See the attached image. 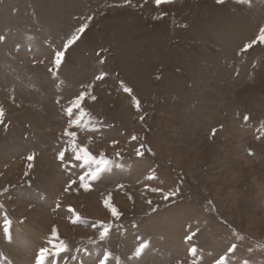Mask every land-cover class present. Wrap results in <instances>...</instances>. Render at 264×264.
<instances>
[{"label":"rangeland","instance_id":"374dc122","mask_svg":"<svg viewBox=\"0 0 264 264\" xmlns=\"http://www.w3.org/2000/svg\"><path fill=\"white\" fill-rule=\"evenodd\" d=\"M261 27L264 0H0V264L53 227L44 264H264V44L240 51ZM82 92L95 128L69 130L111 161L87 191L58 158Z\"/></svg>","mask_w":264,"mask_h":264},{"label":"snow or ice","instance_id":"6c2138e0","mask_svg":"<svg viewBox=\"0 0 264 264\" xmlns=\"http://www.w3.org/2000/svg\"><path fill=\"white\" fill-rule=\"evenodd\" d=\"M130 0H125V3H129ZM171 0H155V4L157 6H160L163 3H169ZM223 0H217V3H222ZM239 3H248L249 0H238ZM92 20V17H87L85 22L82 23L76 30L75 32L69 36L65 43L63 44L62 49H58L54 52L53 57H52V62L53 65L56 68H59L61 64L64 61L65 58V53L69 49L70 46L74 45L77 41H79L82 38V35L86 33L88 27H89V21ZM258 43L264 44V27H261L259 29V33L255 36V38L251 39L249 42L245 43L243 47L240 49L241 53H246L248 50L252 49L254 45H257ZM101 63H104L103 60H101ZM49 71H52V69H49ZM106 73H101L99 76L96 77V79L100 80L103 79ZM124 91L127 93L132 92L131 88L124 87ZM86 93L82 92L75 98H73L70 102L68 107L65 109L67 116H68V127L64 131V135L68 137L67 141V147H65L63 150L59 152L58 158L60 160L65 159V154L66 152L71 150L72 153V158L76 161L81 162L80 167L84 168L85 166L88 168V171L84 172L79 176V181H80V187L84 188L86 191L90 188V182L93 180H96L99 174L111 163L108 159L103 158L101 156L100 159H97L95 156H93L87 149V147L82 146L76 142L77 138V132L76 131H70L69 129H72L73 127L79 129L80 131H92L95 128V123H94V117L91 116V114L82 106ZM95 99V97H92ZM133 101L139 109L140 102L138 99L133 97ZM4 116V110L2 107H0V123H2V118ZM244 120H248L249 117L244 116ZM215 129H213V134H215ZM142 147V146H141ZM119 155V153L117 154ZM137 155L141 156L143 155L142 152L139 150L137 151ZM29 161H32L34 159L33 155H29L27 157ZM95 165V167H93ZM32 165L30 164L29 167ZM76 181L73 180L70 182L71 184H75ZM153 191H160L159 189H153ZM175 195L174 192L168 193L164 196V199H168L170 196ZM111 199V196H109L107 199L104 201V205L107 208H110V211L114 217H119L120 213L117 211V209L112 206L109 201ZM151 203V201H149ZM59 206V205H58ZM69 212H74V209L69 207L68 209ZM76 219H79L77 217ZM23 221H21L22 223ZM73 223L76 222V220L72 221ZM9 225H11L10 220H5V226H4V231L8 232L9 230ZM109 229L107 227H104L103 230L100 232V239L103 240L106 235L108 234ZM51 237L52 239L49 240V244L51 247H42L39 250V255L37 257V264H44V261L47 256L50 255H59L61 252L66 250V246L62 240L59 241V243H56L55 241L59 239L58 237V232L55 227H53L52 232H51ZM143 247V246H142ZM141 249H138V251H141ZM194 251V250H193ZM101 264H104L102 261ZM222 264V262H221Z\"/></svg>","mask_w":264,"mask_h":264}]
</instances>
